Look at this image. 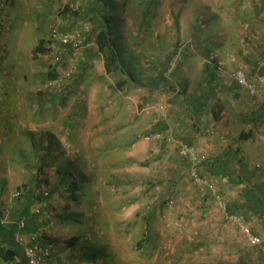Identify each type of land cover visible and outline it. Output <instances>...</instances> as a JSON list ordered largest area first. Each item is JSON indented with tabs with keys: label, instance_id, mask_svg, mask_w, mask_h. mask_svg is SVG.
<instances>
[{
	"label": "rangeland",
	"instance_id": "obj_1",
	"mask_svg": "<svg viewBox=\"0 0 264 264\" xmlns=\"http://www.w3.org/2000/svg\"><path fill=\"white\" fill-rule=\"evenodd\" d=\"M103 1L14 0L6 10L2 26V37L8 50L0 57V113L7 121H0L5 127L0 138L10 139L16 130L20 133L19 137L13 138L16 150L10 161L29 162L30 171L35 168L32 182L39 183L40 187L46 188L42 182L45 174H51L54 179L56 169L65 162L69 180L86 175L95 180L98 188L91 197L96 211L93 222L88 224L85 217L86 226L75 219L73 224L64 221L59 224L56 215L58 220L42 229L43 240L46 230L59 237L78 234L81 239L77 249L68 246L57 249L52 261L59 257L65 264H254V261L264 264V250L248 244L239 227L223 220L212 196L202 197L189 176L187 165L185 168L182 165L184 173L176 183L172 174L170 179L165 177L164 173L169 169L162 172L156 160L146 165L133 160L131 166H120L130 158L128 154L134 150L130 147L133 141L143 135L139 114L133 120L129 118L132 111V114L140 112L135 101L140 98L136 85L145 81L142 74L153 70L169 72L188 61L193 49L204 52L207 46L204 39L218 37L214 36L213 30L210 32V27H205L216 17V21H221L225 27V37L223 41L213 43H221L225 49L223 53L227 51L228 55L227 67L224 63V72L218 77L224 92L221 100L229 120L222 121L219 130L232 137L239 136L243 130L256 134L257 141L249 145L255 155L251 157L253 163L250 165L254 166L252 170L256 174L264 171L262 165L256 166L262 161L264 146V87H260L256 96H251L231 76L235 69L243 67L249 79L256 82L255 66H248L239 59L252 54L251 46L244 41L247 31L241 33L243 23L240 21L245 20V15L240 13L241 4L246 2L251 6L256 1L106 0L114 41L123 54L124 67L136 80L134 85L124 83L122 87L119 83L125 78L130 81L128 76L106 74L104 56L95 42L74 50L68 57L63 53L58 66L55 59L59 50L50 44L54 29L66 33L82 28L88 34L97 29L104 17L99 13ZM41 39L47 42L50 51L34 58L33 49ZM245 44L248 47L241 52ZM213 56L217 66L221 67L219 58ZM199 60L203 62V58ZM54 64L58 79L50 81L47 73L49 66ZM33 97L36 99V119L51 116L52 122L40 119L33 124L26 119L28 108L31 109L35 102ZM56 97L60 103L51 101L48 110L47 104L39 105L46 98ZM252 111L257 112V118H251ZM243 116L250 118L242 120ZM48 125L56 133V145L50 152L53 156L39 160L43 156L37 153L44 148L42 153L45 155L48 150L45 144L50 142V136L45 130L35 134L28 131ZM64 130H67V136ZM31 141L34 145L30 146L32 152L29 153ZM20 154L23 157H19ZM74 163L82 165L77 169L73 167ZM205 177L222 189L228 206L236 204L239 210L234 185L224 182L221 177L214 180ZM108 178L114 179L115 184L106 185ZM25 186L30 187L29 183ZM111 188L114 194H111ZM12 199L13 203H6L3 214L18 216L29 200ZM58 205L63 212L64 201ZM39 207L35 205V208ZM65 213H68L66 208ZM255 234L263 239L262 234ZM94 252L98 262L91 260ZM86 256H89L88 261L84 260Z\"/></svg>",
	"mask_w": 264,
	"mask_h": 264
},
{
	"label": "crops",
	"instance_id": "obj_2",
	"mask_svg": "<svg viewBox=\"0 0 264 264\" xmlns=\"http://www.w3.org/2000/svg\"><path fill=\"white\" fill-rule=\"evenodd\" d=\"M255 1L256 2L251 4V6L246 2H242L243 4H241L242 7L240 8L241 15H245V20H247V23H244L245 20L240 21L243 23L242 26L240 24L243 29L241 33L247 31V34L244 36V41L251 46L252 54L246 57L241 56L242 59L241 57H239V59L241 61L243 60L248 66L253 65V68L256 66L257 60L262 57L264 49V0ZM6 15L7 12L4 18ZM246 15L249 16L246 17ZM216 20L217 18L215 17L205 25L206 28L210 27V32L213 30L212 33H214V36L218 35V37L204 39L207 43L204 52H197V50L193 49L190 56L187 57L188 61H184L185 63H183L182 66H176V68L169 72L162 73L154 72L153 70L142 74L144 75L145 81L140 82V85H136L137 88L139 87L140 98L135 101L138 102L137 104L140 106V112H135L137 113L136 115L135 113L132 114V111L131 115L129 114V118L132 117L131 120H133L137 118L139 114V120L141 122L140 129L142 130L143 135H140L136 142L133 141V145L130 147L134 148V150L128 154V157L130 158H127L126 162L123 161L120 166H122V168L131 166L134 163L133 160L140 161L145 165L150 161L156 160L162 172H164L165 169H169V172L164 173L165 177L170 179L172 174V179L176 183L184 173V170H181L182 165L184 168L186 167V163L179 156V146L184 144L205 149L211 155V161L208 166L206 165V167L202 169V174L211 177L213 180L216 177H221L224 182L229 183H231V179H234L232 183L237 190L236 201L239 202V210H244L246 212L245 214L247 215L251 227L256 233L262 234L264 239V171L260 172V174L257 172L256 174V171L252 170L254 166L252 167L250 165V163H253L251 157L255 156L253 147L251 146L257 141L256 134L243 130L239 133V136L235 135L232 137L227 135V132L219 130L221 122L226 121V119L229 120V116L227 117L225 115L228 113L226 111L227 108H225V104H223V101L221 100L224 92L223 86L218 77L217 66H213V63H211L209 58L215 54L219 58L220 64H222L220 68L224 69L223 64L225 63L224 65H226V67L228 64V55L226 54L227 51L223 53L225 49L222 47L221 43H219V45L213 43L214 41H223L225 37V32L223 31L225 27L221 24V21L218 23ZM246 44L241 47V52L244 47H248ZM6 49L8 50V47L5 45L3 54L6 53ZM241 52L239 55H241ZM199 58H203V62L200 61ZM257 72L264 76V68ZM190 74L194 76V79L191 78ZM127 83L134 85V82L132 81H128ZM126 87L125 91L127 89ZM33 100L35 101L32 104L33 109H30V107L28 108L26 119L28 121H33V124H35L36 120L40 119L44 122H52L51 116L36 119V99L33 97ZM56 100L60 103L59 98L56 97L54 99L46 98L45 100L40 101L39 105L45 106V104H47L45 108L48 110L52 103L51 101ZM7 102L10 103L11 101L7 99ZM160 105H164L167 108L165 118H163L158 112V107ZM251 114L252 119L253 117H258V114L255 111H252ZM3 117L6 116H2L0 113V121H7ZM249 118L250 117L243 116L242 120H249ZM11 119L10 121H13ZM8 124L9 122L7 123V126ZM4 128V125L0 123V137L5 133ZM51 128L52 126L48 125L47 128L44 127L42 129H37L36 127H33L31 131L30 129L28 131L29 133L35 134L39 131L43 133L45 130L50 136V142L45 144L48 147V150L45 151V155L42 153L45 150L44 148L41 149L40 153H37L43 156H40L39 160H41V158L46 159L47 157L53 156L50 152L54 150L53 145L56 141L54 136H56V133L54 134ZM14 133H12V138L10 139L0 138V216L3 214V210L7 206L6 203H13V194L22 186L27 185V183H29L30 186L28 189H30L31 199L34 200L36 196L42 194L43 190L48 189L51 192H55L52 198V200L55 199V202L47 200L41 204L43 209L46 210L45 214L49 212V214H46L45 216L48 218L47 220H44L43 217H34V219H32L33 215L27 213L29 221L27 228L22 231L14 225L8 227L0 226V246L5 249L13 246L12 244L17 242L16 237L19 233L28 234L29 232L31 233V231L37 230L43 233L42 229L48 228V225H53L54 220L57 221L59 218L58 222L60 224L63 217L69 216L71 213H75V211L79 212L78 214L75 213L79 216L77 223H82L86 226V220H84V218L87 217V222L89 224V218L95 217L96 215V211L94 210L95 205L94 202H92L94 199L92 198L91 201V197L95 196L98 190L95 180L86 175L83 177H72L79 182L80 187H78L79 190L77 191V194L80 196L82 203L77 205L73 201L72 207L68 209V213L64 214L65 207L68 204L67 200H69V194L62 189L56 188L66 186L61 187V183L65 184L67 182L65 181L64 183L61 181V178L65 173H68L67 164L60 161L61 164L56 169L55 178L53 179L51 174H45L42 182L46 184V188L44 185H41L40 187L39 183L35 184L34 181L32 182V175L35 174V168L30 171L31 167H29V162L23 160L18 163H13L10 161L11 154L16 150L13 138L20 136V133L17 130ZM157 133H162L165 137L157 142L147 141L145 139L146 136ZM64 134L67 136V130H64ZM31 142L28 150L29 153L32 152L30 146L34 145V142ZM249 149H251L250 152ZM262 153L263 155L260 157L262 161H259L256 166L262 165L264 168V146ZM7 154H10V156H7ZM19 157H23V154H20ZM5 159H7V161H5ZM44 159H42V161H44ZM32 162L35 163V160ZM80 165L82 164L74 163L73 167L78 169L80 168ZM78 174H80V171L77 173V176ZM112 181H114V179L108 178L106 185L115 184V182ZM232 183L231 185H233ZM219 190L221 191L222 189L220 188ZM111 194H114V189ZM19 200L22 201V198ZM251 200L252 209H249L248 201L250 202ZM62 201H64L63 212H61V209H59L60 205H58V203H62ZM26 205L24 208L22 207L19 212L20 215L17 217L20 218L27 212L28 206L26 207ZM35 205L37 204L32 203L33 208ZM56 215H58V218ZM14 217H16V215ZM65 222L73 224L76 220L75 222L68 220ZM59 224L57 225L59 226ZM48 231L49 230H46V234H44L45 239H42V244L50 245L53 250V255L46 264H65V262H62V259L59 257L52 261L54 258L53 256L56 255V250L59 248L64 249L72 240H75V245L68 246L69 249H77L81 239L77 236L78 234H73L70 237H59L57 234H50ZM85 232L88 233L89 230L87 229ZM17 245L23 260H25L22 247L18 242ZM22 258L20 257V259ZM18 261L16 262L18 263ZM0 263L5 264L1 256ZM84 263L87 262H83V264ZM253 263L256 264L255 261Z\"/></svg>",
	"mask_w": 264,
	"mask_h": 264
},
{
	"label": "built area",
	"instance_id": "obj_3",
	"mask_svg": "<svg viewBox=\"0 0 264 264\" xmlns=\"http://www.w3.org/2000/svg\"><path fill=\"white\" fill-rule=\"evenodd\" d=\"M13 1L14 0H0V21L4 18L7 8L12 4ZM86 33L88 34V32L84 31L82 28H76L72 32L66 33H60L57 29H54L51 34L50 44L52 46H57L59 50L58 56L55 59V63L61 62L63 53L66 52V48L64 46H71L74 50L88 47L92 42L87 43ZM4 47V42L2 40V37L0 36V56L2 55V53H4ZM247 53L248 50L245 51V54ZM262 68H264V49L262 57L257 60L255 66V71L257 73L256 82H253L249 79V76L247 75V72L243 67L235 69L234 72H232L233 74L231 76L234 79L235 83L242 90L246 91L251 96H256L259 92L260 87H264V76L259 75V72H257ZM71 72L72 70L69 73ZM166 111V106L160 105L158 107V112L163 118H165ZM164 137V134L157 133L154 135L146 136L145 139L147 141L157 142ZM178 153L180 158H182L188 166L189 176L192 179L193 183L198 187L202 197H205L206 195L212 196L216 206L222 213L223 220L239 227L248 244L261 247L264 250V240L253 232L244 215L240 213H230L229 206L215 182L201 174V170L206 167V165H208L211 161V155L209 154V152L201 147L181 144L178 148ZM259 166L260 165H258L257 167ZM22 194L23 190H17L13 194V198H21ZM44 194L47 195V192H45ZM0 224L3 227L14 225L21 231L24 230L27 225L24 218H19L17 216L14 217L10 214H2L0 216ZM16 240L22 247L26 264H46V262L52 258L53 252L51 246L42 244V234L40 231L28 234L19 233L16 237Z\"/></svg>",
	"mask_w": 264,
	"mask_h": 264
},
{
	"label": "trees",
	"instance_id": "obj_4",
	"mask_svg": "<svg viewBox=\"0 0 264 264\" xmlns=\"http://www.w3.org/2000/svg\"><path fill=\"white\" fill-rule=\"evenodd\" d=\"M100 9H101V12H99V13L104 15L103 20L101 21V23L99 24L97 29L93 30L92 33H89V34L86 35V41H87V43L95 42V44L97 45V48H98L99 52L104 56V66H105V69H106V73L108 75H112V74H115V73H120L121 75H127L128 79L130 81L135 82L136 80H135L134 75L132 73L128 72L127 69L124 67L123 54L118 49V46H117L116 42L114 41V38H113L114 33H113L112 22L107 17L108 4H107L106 0L103 1L102 7ZM3 22H4V20L2 19L0 21V36L1 37H2ZM2 40H3V37H2ZM3 42H4V40H3ZM4 45H5V43H4ZM60 47H62V46H60ZM64 47L66 48V50H65L66 52H64L66 57H68V55L73 54L74 49L71 46H64ZM49 51H50V47L47 46V42L45 40L41 39L39 41V43L33 49V57L36 58L39 55L47 54ZM2 55H3V53H2ZM209 60L211 61V63H213L212 64L213 66H217L216 59L214 58L213 55L210 56ZM56 64L58 66L59 63H56ZM56 64H54L53 66H49V70H48V73H47V78L50 81L58 79L57 76H56V74H57V66H56ZM217 72H218V74H220V73H223L224 71H223L222 68L217 66ZM127 81H128L127 78H125L119 84L122 87V85L124 83H127ZM233 180L234 179H231V183H232ZM61 181H63L64 183H65V181H67L65 184L61 183V187L65 186V185L66 186L62 187V188L57 187L56 189H62L67 194H69V200H67L68 204L66 205L65 208L66 209H70L72 207L73 201L77 205L82 203V200H81L80 196H78V194H77V191L79 190L78 187H80L79 186V182L77 180L73 179V178H72V180H69L68 173H65V175L62 176ZM235 181H236V179H235ZM20 189L23 190V194H22L21 198H25L26 197L29 200L28 210L21 217V218L25 219L26 224H28V221H29L28 218H27V216H28L27 213H29V215H33L32 219H34V217H37V218L43 217L44 220H47L48 218L45 217V211L46 210L43 209L41 204L44 203L47 200H52L55 192H53V191L51 192L50 190H45L44 192H42L41 195L36 196L34 198V200H33L30 197V189H28L27 186H22L21 188H19V190ZM56 191H58V190H56ZM45 192H47V195L44 194ZM33 194H34V192H33ZM18 199H20V198H18ZM251 202H252V200L250 202L248 201V208L249 209H252V207H251L252 203ZM32 203L38 204V205H40V207L39 208H35V207L33 208L32 207ZM236 207H237L236 204L230 205V207H229L230 213L243 214L245 219L247 220L248 218H247V215L245 214L246 212L244 210L240 211ZM76 214L75 213H71L69 216L63 217L62 221H64V222L67 221V220L68 221H72L73 219H75L77 221V219H79V216H77ZM89 221L93 222L94 221V217H90ZM0 226H1V224H0ZM26 228H27V225H26ZM37 231H31V233H34V232H37ZM253 232H254V230H253ZM12 245L13 246H11L10 248H7V249H5L4 247L0 246V256H1L2 260L5 262V264H10V263L26 264V260H23L22 255L20 254L17 242L13 243ZM73 245H75V240H72L70 243H68V246H73ZM259 248H261V247H259ZM261 250L263 251L262 248H261ZM92 251H94V250H92ZM89 256H86L84 258V260L88 261L87 258ZM97 256H98L97 253L95 254V252H94L93 253V259H91V260H94L93 262H96L97 259H98ZM20 257L22 259H20ZM18 260H20V261H18ZM16 261H18V263Z\"/></svg>",
	"mask_w": 264,
	"mask_h": 264
}]
</instances>
